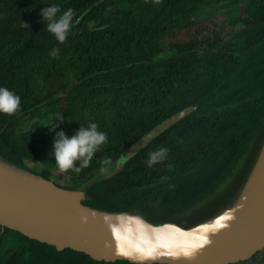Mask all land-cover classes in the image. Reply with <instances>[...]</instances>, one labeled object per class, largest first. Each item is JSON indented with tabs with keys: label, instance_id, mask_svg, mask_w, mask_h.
<instances>
[{
	"label": "trees",
	"instance_id": "16d2710c",
	"mask_svg": "<svg viewBox=\"0 0 264 264\" xmlns=\"http://www.w3.org/2000/svg\"><path fill=\"white\" fill-rule=\"evenodd\" d=\"M47 4L78 19L62 43L44 27ZM214 7L223 12L203 16ZM54 47L58 57L49 55ZM0 86L21 98L14 114L0 113L1 157L35 172L26 159L43 155L38 137L21 128L28 113L48 123L65 117L68 135L95 122L107 143L80 172L63 171L107 169L84 187V204L192 226L232 202L264 140V0H0ZM187 108L117 166L130 145ZM159 147L167 154L149 167ZM10 235L16 242L3 252ZM0 264L147 263L97 260L7 227Z\"/></svg>",
	"mask_w": 264,
	"mask_h": 264
},
{
	"label": "water",
	"instance_id": "95a60500",
	"mask_svg": "<svg viewBox=\"0 0 264 264\" xmlns=\"http://www.w3.org/2000/svg\"><path fill=\"white\" fill-rule=\"evenodd\" d=\"M191 111H178L154 126L122 152L117 166ZM84 187L58 185L0 156V225L106 261L231 264L264 249V140L232 202L192 226L156 224L138 212L92 208L83 202Z\"/></svg>",
	"mask_w": 264,
	"mask_h": 264
},
{
	"label": "clouds",
	"instance_id": "9594fccd",
	"mask_svg": "<svg viewBox=\"0 0 264 264\" xmlns=\"http://www.w3.org/2000/svg\"><path fill=\"white\" fill-rule=\"evenodd\" d=\"M41 16L44 27L49 31L58 42H64L68 37L73 25L78 22L73 20L74 12L71 8L61 13L57 4H47L41 9ZM59 48L54 47L49 55L59 56ZM21 98L11 89L0 86V113L12 115L20 108ZM51 125L50 131H54L58 125L52 124V120L47 124ZM107 133L98 129L95 122H89L87 126H79L72 134L68 135L62 129L55 131L53 137L52 150L50 155L55 158V165L61 171L71 169L80 172L83 167H87L102 144L107 143ZM167 154V149L159 147L149 153L146 161L151 167L153 164L163 160ZM78 161V163H77ZM102 165H108L110 161L105 158L101 161ZM105 167L100 168V172H105Z\"/></svg>",
	"mask_w": 264,
	"mask_h": 264
},
{
	"label": "rangeland",
	"instance_id": "374dc122",
	"mask_svg": "<svg viewBox=\"0 0 264 264\" xmlns=\"http://www.w3.org/2000/svg\"><path fill=\"white\" fill-rule=\"evenodd\" d=\"M203 16L211 17L216 14H221L223 12L222 7H214L207 9L204 11ZM178 37L184 38L185 35L178 33ZM169 39V38H166ZM162 46L168 49V43L167 41H162ZM47 86L51 87L52 83H49L45 81ZM44 83V84H45ZM42 89H46V87L42 86ZM54 120H52V123H56L58 127L54 131H50V126L47 125L48 122H45L41 118H36L33 113H28L23 119H22V129L24 130H31L33 134H35L38 139L40 140L38 147L41 150V153L43 155L42 158L33 161L29 158H27V164L35 170V172H43L44 170H47L51 173V178L58 184L67 188L71 189H79L83 188L88 182H90L92 179H94L96 176H98L101 172L100 169H96L93 171V173L88 174L87 176H82L80 174H72V173H66L61 171L56 165H55V158L50 155V152L52 150V143H53V137L55 135V131H59L62 128H66L68 125V121L63 116H54ZM61 128V129H60ZM244 159V155L242 154L239 158L237 157L235 168L238 167L239 164L242 163ZM187 214V213H186ZM186 222L183 221L182 224ZM180 224V225H182ZM1 228V227H0ZM16 242V239L13 235H10L7 239L3 241L2 247L3 252H6V250ZM236 264H264V249L258 251L256 254H254L251 258L237 262Z\"/></svg>",
	"mask_w": 264,
	"mask_h": 264
},
{
	"label": "flooded vegetation",
	"instance_id": "af4514ba",
	"mask_svg": "<svg viewBox=\"0 0 264 264\" xmlns=\"http://www.w3.org/2000/svg\"><path fill=\"white\" fill-rule=\"evenodd\" d=\"M50 179V178H49ZM0 227H1V225H0ZM2 228V227H1Z\"/></svg>",
	"mask_w": 264,
	"mask_h": 264
}]
</instances>
